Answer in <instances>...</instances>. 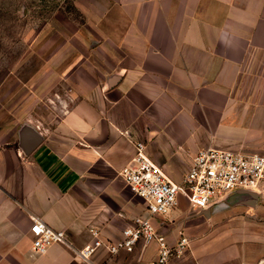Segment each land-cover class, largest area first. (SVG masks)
Here are the masks:
<instances>
[{
	"label": "crops",
	"instance_id": "0c3cea01",
	"mask_svg": "<svg viewBox=\"0 0 264 264\" xmlns=\"http://www.w3.org/2000/svg\"><path fill=\"white\" fill-rule=\"evenodd\" d=\"M97 47L84 58L78 100L25 155L0 138V264H82L77 252L145 212L120 177L141 142L175 182L206 148L264 152V0H85ZM81 70V69H80ZM78 69L77 71L80 72ZM210 209L178 206L155 224L189 249L170 264H264V192ZM202 217L192 220L191 215ZM40 220L66 234L33 250ZM158 247L97 252L90 264H150Z\"/></svg>",
	"mask_w": 264,
	"mask_h": 264
},
{
	"label": "rangeland",
	"instance_id": "374dc122",
	"mask_svg": "<svg viewBox=\"0 0 264 264\" xmlns=\"http://www.w3.org/2000/svg\"><path fill=\"white\" fill-rule=\"evenodd\" d=\"M84 2L0 0L1 142L19 138L23 126H34L32 120L55 122L78 100V76L89 67L83 59L92 56L99 36L87 27Z\"/></svg>",
	"mask_w": 264,
	"mask_h": 264
},
{
	"label": "built area",
	"instance_id": "2783aa9c",
	"mask_svg": "<svg viewBox=\"0 0 264 264\" xmlns=\"http://www.w3.org/2000/svg\"><path fill=\"white\" fill-rule=\"evenodd\" d=\"M120 177L130 191L144 201L145 212L135 218L116 241L103 239L98 230H91L93 242L77 252L85 264H90L101 250L110 255L132 254L139 246L151 245L158 247V254L150 264H170L189 249L190 241L180 234L175 245H170L166 236L158 231L155 220L172 212L180 198L193 209L202 211L229 201L241 191L261 194L264 192V155L206 148L197 154L181 180L175 182L150 160L145 145L138 142L132 161L121 170ZM31 234L37 254H44L53 244L67 243L64 232L40 220L34 222Z\"/></svg>",
	"mask_w": 264,
	"mask_h": 264
},
{
	"label": "water",
	"instance_id": "95a60500",
	"mask_svg": "<svg viewBox=\"0 0 264 264\" xmlns=\"http://www.w3.org/2000/svg\"><path fill=\"white\" fill-rule=\"evenodd\" d=\"M42 141L41 134L31 126H23L19 133V143L25 155L32 153ZM249 196V203L254 204L259 196L256 192L241 191L238 195Z\"/></svg>",
	"mask_w": 264,
	"mask_h": 264
}]
</instances>
